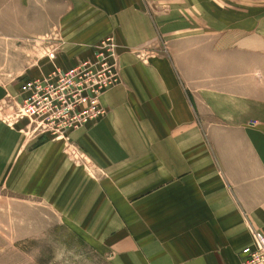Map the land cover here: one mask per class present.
I'll use <instances>...</instances> for the list:
<instances>
[{
    "label": "crops",
    "instance_id": "0c3cea01",
    "mask_svg": "<svg viewBox=\"0 0 264 264\" xmlns=\"http://www.w3.org/2000/svg\"><path fill=\"white\" fill-rule=\"evenodd\" d=\"M220 1L0 0L6 19L15 8L38 32L60 28L61 50L45 74L92 59L99 41L114 38L121 83L101 98L105 115L70 134L90 171L70 168L57 141L35 153L37 188L58 205L69 170L67 225L106 264H240L254 232L264 235V126L217 118L204 76L189 87L182 72L206 32L228 31ZM148 48L143 63L136 51ZM7 91L0 85V99ZM13 137L0 122V168Z\"/></svg>",
    "mask_w": 264,
    "mask_h": 264
},
{
    "label": "rangeland",
    "instance_id": "374dc122",
    "mask_svg": "<svg viewBox=\"0 0 264 264\" xmlns=\"http://www.w3.org/2000/svg\"><path fill=\"white\" fill-rule=\"evenodd\" d=\"M220 6V18L227 20L222 23L228 22V31L206 32L205 46L189 49L197 62L182 63L183 75L188 77L189 87H196V80L200 87L202 80L194 77L204 76V88L216 94L217 100H212L216 117L228 120V125L264 126V0H221ZM20 11L7 19L0 15V85L8 90L0 99V122L16 131L17 136L12 138L9 159L0 168V264H106L67 225L72 208L63 204L72 188L69 170L61 179L59 205L48 199L51 193L47 192L51 191L42 186L38 189L35 183L43 177L37 175L39 161L35 153L49 141H57L53 143L60 145L70 168L73 163L89 172L91 162L71 135L67 141L35 136L19 120V82L30 75L45 74L43 67L51 63L48 52L54 47L61 50L63 41L58 26L50 25L47 31L38 32L36 21L35 25L26 23L27 17ZM209 18L205 16L206 22ZM149 50L136 51L143 63L152 53ZM18 88L20 91V85ZM210 98L205 96L206 101ZM210 110L206 104V119H210L208 115L212 119Z\"/></svg>",
    "mask_w": 264,
    "mask_h": 264
},
{
    "label": "built area",
    "instance_id": "2783aa9c",
    "mask_svg": "<svg viewBox=\"0 0 264 264\" xmlns=\"http://www.w3.org/2000/svg\"><path fill=\"white\" fill-rule=\"evenodd\" d=\"M95 48L93 60L86 58L66 70L56 67L21 81L18 117L32 134L67 141L73 131L105 115L101 98L121 83V75L114 38H103ZM56 52L57 47L48 52L49 60ZM240 252V264H264V235L255 231L252 243Z\"/></svg>",
    "mask_w": 264,
    "mask_h": 264
},
{
    "label": "bare ground",
    "instance_id": "6f19581e",
    "mask_svg": "<svg viewBox=\"0 0 264 264\" xmlns=\"http://www.w3.org/2000/svg\"><path fill=\"white\" fill-rule=\"evenodd\" d=\"M115 45H116V44H115ZM95 49H96V48H95ZM94 58H95V56L92 58V60H93ZM90 59H91V58H90ZM54 69H56V67H55ZM54 69H53V70H54ZM67 69H68V68H67ZM119 69H120V66H119ZM63 70H66V69H63ZM112 88H114V87H111L110 89H112ZM106 92H107V91H106ZM106 92H105V93H106ZM19 95H20V91H19ZM22 121H25V120H22Z\"/></svg>",
    "mask_w": 264,
    "mask_h": 264
}]
</instances>
